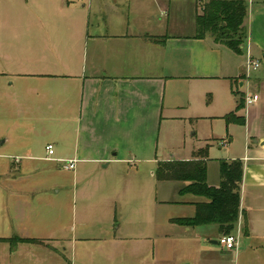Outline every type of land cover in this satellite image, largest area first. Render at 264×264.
I'll return each mask as SVG.
<instances>
[{
	"label": "crops",
	"instance_id": "0c3cea01",
	"mask_svg": "<svg viewBox=\"0 0 264 264\" xmlns=\"http://www.w3.org/2000/svg\"><path fill=\"white\" fill-rule=\"evenodd\" d=\"M245 1L247 37L237 54L211 35L196 37L198 0H0V124L7 127L0 135V264H95L88 242L107 244L94 254L111 257L171 203L188 211L169 217L175 235L219 239L217 224L172 222L194 216L195 203L208 199L181 195L187 182H160L156 168L211 146L199 139L175 153L181 147L168 143L167 123L224 118L236 110L237 93L259 95L237 112L245 150L233 233L243 246L216 253L190 243L185 260L238 264L251 256L264 264V0ZM251 58L260 67L248 78ZM68 160H76L74 169L64 167ZM211 161L209 153L208 183L219 186L221 160L213 179ZM146 170L155 181L145 184ZM14 237L40 242L1 240Z\"/></svg>",
	"mask_w": 264,
	"mask_h": 264
},
{
	"label": "trees",
	"instance_id": "16d2710c",
	"mask_svg": "<svg viewBox=\"0 0 264 264\" xmlns=\"http://www.w3.org/2000/svg\"><path fill=\"white\" fill-rule=\"evenodd\" d=\"M201 13L197 16V38L211 35L216 42L228 46L237 54L243 53L247 37L245 20L248 5L245 0H208L202 4ZM239 95L235 111L224 116L227 123L244 124L243 116L237 114L244 108V95ZM209 145L194 152L190 160H160L156 168V178L160 182H187L179 191L181 195L193 194L208 199L198 202L195 215L185 218H174L172 222L187 227L217 224L222 235L231 234L237 227L241 212V187L244 174L242 160H221L219 186L208 183ZM248 234V227L245 228ZM12 246L18 242H40L37 239L2 238ZM16 241V242H15Z\"/></svg>",
	"mask_w": 264,
	"mask_h": 264
},
{
	"label": "rangeland",
	"instance_id": "374dc122",
	"mask_svg": "<svg viewBox=\"0 0 264 264\" xmlns=\"http://www.w3.org/2000/svg\"><path fill=\"white\" fill-rule=\"evenodd\" d=\"M175 10L173 14L175 15ZM191 19H186V23H190ZM218 107H214L212 110L207 109V114H212L211 112H216ZM216 114V113H215ZM166 137L168 143L176 148V152L180 154L183 147L187 144L192 145L193 143L198 142L199 139L210 138L208 141L211 143L210 146V156H211V177L212 179L217 174V163L219 160H226L235 157L238 159L245 150V135L244 129L241 125L227 123L224 118L214 117L212 119H204L199 121H188L185 125L183 124H170L167 123L166 127ZM7 131L6 126H2L0 124V135ZM212 133L218 140H212ZM6 134V133H4ZM232 141L229 142L230 139ZM174 153V152H173ZM148 172L146 170L145 173L141 174V178H144L145 184L149 181H155L154 178L147 177ZM149 176V175H148ZM150 182V183H151ZM166 195H169V190H167ZM140 201L135 204V208H141ZM177 204L171 203L167 204L162 208L160 217H157V221L151 222L149 228L145 224V229L142 231L136 230L133 237H124L117 246L116 250L111 251V257L102 256L101 254H94V251L97 247L107 246V244L101 245L99 242H88V246L90 247V253L94 255V263L95 264H190V261L185 260L186 258H190L188 248L190 247V243L194 245L196 242L197 245L201 248L211 249L216 253L222 252V247L217 243H211L205 237H196L195 242H186L188 240L181 238V236H177L175 234L176 231L172 230L171 225L168 221L170 216H176L177 212H187L186 208H181L176 206ZM159 216V214L157 215ZM138 220L141 222L143 217L140 215ZM139 221L136 223L140 226H143ZM126 224V223H125ZM125 224L118 219L117 225H121V228L125 226ZM96 225V224H95ZM138 226V225H137ZM102 228V226H101ZM126 228V226H125ZM165 228L168 234H172L168 236V238L164 237V233H162V229ZM97 226H94L93 230L97 231ZM142 232V233H140ZM243 239H240V246H243ZM217 240L218 239H211ZM110 245V244H109ZM3 245H0V247ZM108 247V246H107ZM241 251V250H240ZM236 253V252H234ZM107 261H106V259ZM185 260V261H184ZM195 260V257H194ZM63 264H69L66 260L62 261ZM194 264L196 262L194 261ZM238 264H257L256 260L251 256L244 257L242 256L239 259Z\"/></svg>",
	"mask_w": 264,
	"mask_h": 264
},
{
	"label": "built area",
	"instance_id": "2783aa9c",
	"mask_svg": "<svg viewBox=\"0 0 264 264\" xmlns=\"http://www.w3.org/2000/svg\"><path fill=\"white\" fill-rule=\"evenodd\" d=\"M198 1L201 4H204L208 0H198ZM247 67H248L247 68V77L250 78L251 77V71L257 70L260 67V61L251 58L248 60V66ZM258 100H259V95L248 93L246 95V98H245V104L247 106H249L251 104L256 103ZM46 149H47L48 154L50 156H52L54 154V145L53 144L47 145ZM13 160L15 162H20L21 158L20 157H13ZM75 163H76V160H68L64 167L66 169H74ZM218 244L222 247V249H224L226 251L237 252L239 249V244H240V236L235 234V233L222 235L218 239Z\"/></svg>",
	"mask_w": 264,
	"mask_h": 264
},
{
	"label": "water",
	"instance_id": "95a60500",
	"mask_svg": "<svg viewBox=\"0 0 264 264\" xmlns=\"http://www.w3.org/2000/svg\"><path fill=\"white\" fill-rule=\"evenodd\" d=\"M212 242H213V243H215V244H217V243H218V241H217V240H213Z\"/></svg>",
	"mask_w": 264,
	"mask_h": 264
}]
</instances>
